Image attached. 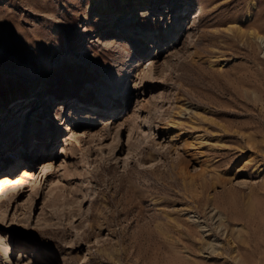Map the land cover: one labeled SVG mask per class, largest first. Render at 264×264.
<instances>
[{
  "label": "rangeland",
  "instance_id": "rangeland-1",
  "mask_svg": "<svg viewBox=\"0 0 264 264\" xmlns=\"http://www.w3.org/2000/svg\"><path fill=\"white\" fill-rule=\"evenodd\" d=\"M0 108V264H264V0H0Z\"/></svg>",
  "mask_w": 264,
  "mask_h": 264
},
{
  "label": "bare ground",
  "instance_id": "bare-ground-1",
  "mask_svg": "<svg viewBox=\"0 0 264 264\" xmlns=\"http://www.w3.org/2000/svg\"><path fill=\"white\" fill-rule=\"evenodd\" d=\"M145 5L146 4H144L143 5V8L142 9H136V10H134L133 12L134 13H132V15H131V19L133 18V21H137L139 18H142V17H145V16H148L149 15V13H150V11H152L155 7H153L152 6V3H148L147 4V8L145 7ZM192 4H191V2H187V4H186V8H185V12L186 11H189V9H190V6H191ZM99 13L100 14H105L106 13V8L105 7H102L100 10H99ZM126 35H127V37H129L130 39H134L135 37H134V34L132 33V32H127L126 33ZM141 53H144V50H141ZM21 100V99H20ZM71 101V100H70ZM75 102H76V104H75ZM74 103H72V105H71V108H70V110H72V112L70 113V114H68L67 115V112L65 113V110H66V108L68 107L67 105L65 106V108H64V102L63 103H60L59 104V113H58V115L57 116H59V121H60V123L61 124H65V122L67 121V123L70 121V119L68 118L69 116H71L72 117V120H73V122L74 123H79V124H81V121H82V117L80 116V113H82L81 111V109L79 108L80 106H79V100L78 99H76V101H75ZM117 103V101L116 100H110V101H108V102H104L103 103V105H101L103 108H105V110H104V112H106V113H109V112H107V109H108V107H111L112 109H113V112H114V110H116L117 108H118V105H116L115 106V104ZM25 104V103H24ZM19 107V106H18ZM63 108V110H61ZM1 109V108H0ZM75 110V111H74ZM62 111V112H61ZM73 111H74V115H72V113H73ZM117 111V110H116ZM110 112H112V111H110ZM115 113V112H114ZM113 114V113H112ZM19 115V114H18ZM20 116V115H19ZM71 120V121H72ZM19 119L17 120V116L15 117V119L14 120H12L11 121V123H10V125L9 126H7L6 124L5 125H3V129H5L4 130V133L2 134V137H5V135H8V133L19 123ZM57 122V121H56ZM59 123V124H60ZM74 123H73V125H74ZM70 124V123H69ZM72 124V123H71ZM24 125L25 124H21V134L23 135V137H25L26 136V130L27 129H25V127H24ZM0 138V148H1V146H2V144L3 143H5L4 142V140H3V138ZM8 136H6V138H7ZM4 148V147H3ZM25 160H26V158H25ZM22 172V171H21ZM23 173V172H22ZM20 177H21V174H20ZM15 179V178H14ZM13 180H11V182H12ZM10 182V179L8 180V177L6 176V175H4V176H1L0 177V189L2 188V187H4L5 186V184L6 185H11L12 183ZM5 189V188H4ZM7 189H8V187H7ZM1 204H6V203H8V201H5V200H2L1 202H0ZM1 244V243H0ZM3 249L5 250V251H7L8 249H7V247H6V245H4L3 244Z\"/></svg>",
  "mask_w": 264,
  "mask_h": 264
}]
</instances>
